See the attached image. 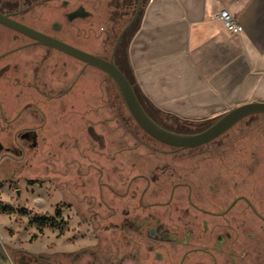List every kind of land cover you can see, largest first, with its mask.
Segmentation results:
<instances>
[{
  "label": "flooded vegetation",
  "instance_id": "obj_1",
  "mask_svg": "<svg viewBox=\"0 0 264 264\" xmlns=\"http://www.w3.org/2000/svg\"><path fill=\"white\" fill-rule=\"evenodd\" d=\"M41 2L47 4L48 0H31L29 4L33 7ZM117 3L122 14L129 13L130 0ZM136 5L134 0L130 18ZM5 6L0 13L10 14L12 19L27 25L21 4ZM50 14L47 7L38 18L45 20ZM68 14L63 15L66 21ZM60 30V26L52 24L50 33L44 34L54 37ZM39 46L0 25V153H5L6 160L12 161L10 153L22 157L25 142L36 146L38 141L58 139L56 122H48L42 108L56 115V99H64L61 107L72 101L70 93L88 78L84 71L92 68L78 61L82 68L73 81L59 96H53L51 87L56 88L55 81L51 79L48 83L41 78L42 66L47 65L36 55L34 48ZM62 75L66 78L68 74L64 71ZM40 98L54 99V104ZM25 99L29 100L22 103ZM36 116L41 117V122L34 125ZM95 129L89 124L71 128L75 136L68 141L78 145L80 141L88 142L90 136L99 154L98 147L103 144L99 143L101 136ZM43 131L48 136L39 139L37 133ZM241 131L238 128L233 132L236 135ZM222 135L188 149L168 146L149 137V141L168 150L143 144L150 152V159L125 189L107 186L105 191L97 189L96 195L90 196L97 198V202L92 199L88 207L103 211L95 219L99 224H107L108 231L103 229V234L93 231L91 238L82 239L83 246L55 252L50 261L40 260L42 264H264V140L245 142ZM191 150L195 151L191 156L193 169L185 177L183 163L187 160L176 155ZM154 156L160 160L154 161ZM6 165L10 167L9 163ZM20 167L12 168L11 173L20 172L24 165ZM3 171L0 169V181ZM69 195L75 196L73 192ZM68 207L74 209L71 203ZM57 216L60 218L61 214L56 208L55 218L59 219ZM57 234L60 235L58 231Z\"/></svg>",
  "mask_w": 264,
  "mask_h": 264
},
{
  "label": "rangeland",
  "instance_id": "obj_2",
  "mask_svg": "<svg viewBox=\"0 0 264 264\" xmlns=\"http://www.w3.org/2000/svg\"><path fill=\"white\" fill-rule=\"evenodd\" d=\"M134 26L135 23L120 41L114 57L115 62H120L121 53ZM107 29V25H99L89 34L91 41L104 44L102 52H99L93 44L86 43L85 33L77 35L76 40L72 39V41L108 59L118 35L116 38L111 37ZM34 50L38 58L43 59L47 65L42 66V80L49 83V80L53 79L56 88L52 85L51 89L54 90L51 95L59 96L73 81L82 64L53 49L39 46ZM63 64L66 65L64 68ZM71 69L74 71L71 72ZM64 71L68 74L65 79L62 75ZM84 75L88 78L79 82L75 90L70 93L73 97L72 101L61 107L60 104L65 103L64 99L62 101L56 99L55 103L58 107L56 115L41 106L47 115V121L56 122L57 130L60 132L57 140L38 141L36 146L25 142L23 156L10 153L12 161L6 160L5 153H0V163H2L0 169L5 172L2 174L0 184H7L9 189L0 191V264H42L40 260L52 259L50 253L55 251L57 246L60 249L65 244H77L83 238H91L93 231L100 234H103V229L108 231L107 224H99L95 219L103 211L92 205L91 208L88 207L90 206L88 202L92 199L97 202V198L90 196L96 195L97 189L105 191L104 189H108L107 186L125 189L128 181L138 174L144 163L150 159V152L144 145L161 151L168 150L148 140L149 136L132 120L116 86L104 73L87 68ZM28 100L25 99L22 103ZM40 100L54 104V99L52 101L48 98H40ZM139 100L157 122L173 128L175 132L191 133L206 126L204 124L188 126L170 117L157 115L142 99ZM36 118L34 125L41 122V117L36 116ZM83 124L93 125L101 136L98 141L103 145L98 147L99 154L96 146L91 143L90 136L88 142L80 141L78 145L68 141L75 136L73 135L75 131L71 128ZM238 128L242 131L234 135L236 132L233 131ZM37 135L39 139L48 136L47 131ZM222 137L241 138L245 142L247 139L264 140V115H252ZM194 153L195 151L191 150L176 155L177 158L184 157L183 159L187 160L183 163L182 174L185 177L189 176V171L193 169L191 156ZM152 159L158 161L160 157L154 156ZM6 163H9L10 167ZM22 164L24 167L20 172L11 173L12 168L20 167ZM23 178L24 182L21 181ZM71 192L75 196L71 197L69 195ZM70 203L74 209L68 207ZM56 208L61 214L59 219L55 218ZM36 218H45L56 227L63 228L64 236L57 239L60 237L56 235L57 231L48 228L39 234L36 226L32 224ZM89 222L94 224L91 225ZM33 236L35 238L31 239Z\"/></svg>",
  "mask_w": 264,
  "mask_h": 264
},
{
  "label": "crops",
  "instance_id": "obj_3",
  "mask_svg": "<svg viewBox=\"0 0 264 264\" xmlns=\"http://www.w3.org/2000/svg\"><path fill=\"white\" fill-rule=\"evenodd\" d=\"M30 1L0 0V9L21 4L29 27L50 33V26L57 24L61 30L54 38L101 56L72 39L85 33L86 43L104 51V44L91 41L89 34L107 25L110 0H48L33 7ZM140 1L135 26L115 64L155 114L182 123L209 124L236 106L264 103V0ZM47 7L51 14L39 20ZM78 8L88 13L84 17L88 19L64 20V14ZM220 9L235 18L242 28L239 34L220 25L216 16ZM2 189L9 190L7 184H1ZM84 244L80 240L60 249L56 245L50 254Z\"/></svg>",
  "mask_w": 264,
  "mask_h": 264
},
{
  "label": "water",
  "instance_id": "obj_4",
  "mask_svg": "<svg viewBox=\"0 0 264 264\" xmlns=\"http://www.w3.org/2000/svg\"><path fill=\"white\" fill-rule=\"evenodd\" d=\"M136 1V9L115 39L108 59H103L73 47L52 36L41 33L12 19V15L10 14L0 13V25L26 36L32 40L34 44L54 49L86 66L95 68L104 73L116 86L127 112L136 125L149 137L165 145L176 147L178 149L194 148L219 137L246 117L256 114L264 115V103H246L228 110L223 115L210 122L203 129L191 133L175 132L154 121L142 107L134 85L130 83V81L118 69L114 60L120 41L128 33L138 18L140 12V0ZM86 16H88V13L82 8H78L68 14L67 18L68 20H73L75 18H84ZM16 194H18V192H16Z\"/></svg>",
  "mask_w": 264,
  "mask_h": 264
},
{
  "label": "trees",
  "instance_id": "obj_5",
  "mask_svg": "<svg viewBox=\"0 0 264 264\" xmlns=\"http://www.w3.org/2000/svg\"><path fill=\"white\" fill-rule=\"evenodd\" d=\"M130 2H131V5L129 7V13L122 14L121 9L118 7L119 5L117 3V0H110L107 32L108 34H111L110 35L111 37L116 38V36L119 34L121 29L125 26L128 19L130 18V13L132 12L134 0H130ZM151 118L153 119V117ZM153 120L156 121L155 119ZM157 123L165 127L164 124H161L160 122H157ZM183 124L188 125V126L201 125V124H194V123H183ZM57 218H59V216H57ZM32 224L36 226L39 234H41L45 228H48L50 230H57L60 235H63V228L56 227L53 223H51V221L46 220L45 218L44 219L36 218L34 221H32ZM34 238L35 236H33L31 239H34Z\"/></svg>",
  "mask_w": 264,
  "mask_h": 264
},
{
  "label": "built area",
  "instance_id": "obj_6",
  "mask_svg": "<svg viewBox=\"0 0 264 264\" xmlns=\"http://www.w3.org/2000/svg\"><path fill=\"white\" fill-rule=\"evenodd\" d=\"M217 19L220 25L227 31L234 35L242 31L241 26L237 23L235 18L225 9H220L217 13Z\"/></svg>",
  "mask_w": 264,
  "mask_h": 264
}]
</instances>
